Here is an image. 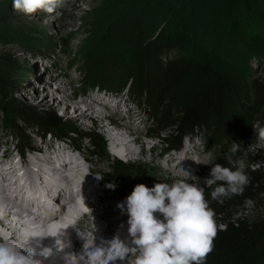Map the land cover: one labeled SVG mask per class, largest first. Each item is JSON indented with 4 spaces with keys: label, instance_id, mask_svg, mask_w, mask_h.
Returning a JSON list of instances; mask_svg holds the SVG:
<instances>
[{
    "label": "trees",
    "instance_id": "1",
    "mask_svg": "<svg viewBox=\"0 0 264 264\" xmlns=\"http://www.w3.org/2000/svg\"><path fill=\"white\" fill-rule=\"evenodd\" d=\"M175 1L179 5L168 15L166 21L169 22V29L164 37L161 35L151 43L145 41L148 21L143 19L145 15L142 14L144 16L138 15L131 22H126L125 27L112 28L113 35L117 33L116 36L121 38L118 43L112 44L111 41L106 46V52L91 55L87 48L85 55L88 61L84 64L86 85L109 88L99 68L100 60L105 65L122 68L128 88L146 96L153 105V111L162 101L167 102L154 125L158 133L171 128V134L162 140L165 151H176L182 141L197 137L206 143L204 152L211 158V167L219 163L235 170L229 158L234 162L244 144L259 140L256 139L257 129H254L253 124L254 117L264 105V77L260 81L245 82L240 73L237 77L227 75L222 68L227 58L223 57V51L218 52L217 49H207L198 56H186L167 62H162L160 56L170 49L189 52L193 43L189 12L195 4L210 15L212 28L220 34L219 40L264 56V0ZM148 4L151 3L148 1ZM143 11L147 13L148 9ZM151 13L149 11L147 14L150 16ZM10 17L6 0H0V25L7 23ZM118 84L122 86L123 82ZM14 111L23 122L33 125L41 136L50 133L72 135L74 142H71V146L78 154L82 151L79 145L85 140L94 152H102L105 148L106 143L100 134L95 131L84 132L52 111L37 112L29 106ZM27 140L28 152H32L31 142ZM232 143L241 144L235 155L230 151ZM17 144L24 158L22 153L27 144L25 141H17ZM0 155L3 153L0 152ZM159 156L162 160L170 155L162 153ZM131 168L115 160L111 172L101 183L102 188L114 184V191L126 196L131 194L137 184L150 187V179L143 167L138 165L135 171H131ZM245 171L251 184L242 196H233L220 204L211 199V192L217 185L205 187V198L216 217H226L233 209H242L236 217L217 222L226 227L218 229L214 250L206 258L205 264H264V218L254 208L250 214H246L244 206L247 198L257 202L263 197L264 174L248 168ZM124 180H128V184L124 185Z\"/></svg>",
    "mask_w": 264,
    "mask_h": 264
},
{
    "label": "rangeland",
    "instance_id": "2",
    "mask_svg": "<svg viewBox=\"0 0 264 264\" xmlns=\"http://www.w3.org/2000/svg\"><path fill=\"white\" fill-rule=\"evenodd\" d=\"M148 1L151 4H148ZM178 5L175 0H147V2H143V0H64L62 6L53 14L36 13L32 16H25L14 12L12 9V0H6V9L11 17L8 18L9 21L7 23L0 25V152H3L6 156L0 155V159L3 158L4 160L12 156L14 157L16 150L18 152L21 151L17 141L26 142L27 146L22 154H24V157H28L29 141L27 138L30 140L31 147L34 150L42 146L43 153H51L54 149H57L56 145L58 146L60 143L61 146L68 147L72 144L71 142H74L72 135L59 136L55 133V135L50 133L41 136L33 125L23 122L18 114H15L14 109L20 110V108L27 106L37 112L52 111L63 120L68 121L70 125L76 126L84 132L95 131L102 136L106 143L102 152H94L91 149L90 143L85 140L79 145V149L82 150L79 154L76 151L70 154V157H72L71 160L75 159L74 156L83 154L90 157L93 161H96L100 156L109 153L108 147L111 141L104 133V127L108 125V122L104 121L103 123L98 119H94V123L86 122L87 128L83 129L80 123L73 122L69 115H61L59 110L52 108V102L56 100L57 96L54 95L52 97L53 101L49 98L46 104L42 103L43 95L41 93H38L36 98L30 96L29 93L33 91V86L41 84L47 86L48 77L46 74L49 71L50 76L58 78L59 80L57 87L54 86L55 89H52L55 94L72 97L77 92L79 93L78 97H83L91 91H94L96 94L90 96L92 103L100 99L104 104L106 103V108H104L106 110L117 109L118 105V108L120 107L122 109L118 111L119 113L124 110L128 113L133 132H137L143 136L147 134L143 138V141L150 146H146L145 149L147 151L148 147H155L150 156L156 159V165H165L160 160L159 154L162 153L163 155H170L172 157L171 159L173 161L171 160L168 163V169H175L177 161L179 162L180 158L183 161L180 160L178 170L181 171L186 166L194 172L193 175L198 178L200 187H208L204 181L210 178L211 158L207 155L206 151L204 152L205 142L197 137H191L187 142V139L182 141L176 151L164 150L162 140L171 134V128L158 133L155 131L154 125L165 109L167 102L162 101L153 111V105L146 96L139 94L132 88H128L126 82H124L125 74L122 68L105 65L101 60L99 68L103 73V79H107L109 88L103 89L101 87L86 85L84 64H86L85 61H88L86 59L87 55H85L87 48L90 49L91 55L95 53L100 55L106 52V46L111 41H113L111 42L112 44L118 43L119 38H121L116 36L118 35L117 33L113 35L114 30L112 28L116 26L125 27L126 22H131L138 15H145L143 19L148 21L145 36L147 43H151L152 40L158 39L161 35L164 37L169 29V22L166 21L168 15L170 16V13L174 9H177L176 7ZM146 9H148L147 13L152 11L150 16L143 11ZM182 11H184V6L182 7ZM189 15L191 17L190 24L193 34V43L189 52H177L174 49H170L166 51L167 53L164 52L160 56L162 62L186 56L194 57L200 55L207 49H217L218 52L223 51V57L227 58L222 63L223 67L221 66L227 75L237 77V74L240 73L245 79V82L260 81L264 77V56L259 53L247 51L230 42L227 45L224 40H219L220 34L212 28L211 18H209L210 15L198 4L190 8ZM43 19H49L57 24L49 39L45 38L39 30L43 29L42 25L45 23ZM218 40L219 43H217ZM67 48H70V50H67ZM63 51H67V53H63ZM67 58L73 60L72 65H68ZM57 60H59L58 64L52 68V64ZM67 76L75 79L68 84L65 79ZM118 82H123V88L122 86H118ZM98 89L99 91H97ZM24 90H28L27 94L20 98V100L17 99ZM113 98L117 99L115 105L111 104ZM60 105L63 106L64 104L60 103ZM138 113L141 115L139 120L134 118L137 117L136 115ZM114 118L115 121H119L118 115H115ZM254 120L253 126L254 129H257L256 139L259 140H251L244 144L242 151L236 154L235 161L243 158L246 160V169L257 170L264 174V139L260 135L261 131L264 130V105L254 117ZM121 144L123 145V143ZM179 150L181 151L179 152ZM186 152H189L190 156L184 159L183 156ZM115 160L131 166V171H135L138 165L142 166L151 182L149 188L159 182L153 177L152 170L144 163L125 162L115 157L110 158L108 161L107 175L111 172ZM190 160L193 162H190ZM79 161L84 164L82 159ZM234 162L232 166H235ZM2 163L3 165H7L5 167L10 165L4 163V161ZM18 167L20 166L18 165ZM20 169H23L22 165ZM6 170L2 169V174L4 177H9V172ZM60 171L62 172V169ZM53 179L55 180L56 177L54 176ZM58 179L61 182L63 181L61 177ZM40 184H42L40 188L42 190L43 188L45 189L43 184H49L48 178L42 180ZM123 184H128V180H124ZM104 187L103 189L109 190L110 200L107 204L111 206L116 207L117 203L124 201L128 196L116 193L107 186ZM45 190L44 193L48 196L50 195L53 200L54 198L51 194L53 191L49 194ZM69 190L70 194H72L71 189ZM16 200L19 202L18 198ZM54 200L56 201V208L61 209L57 205L59 204L57 203L58 201L56 199ZM254 210H256L260 217L264 218V195L260 200L255 202ZM241 211L242 209H233L226 217L217 216L215 219L217 222L226 221L229 217H236ZM30 224L34 225V223Z\"/></svg>",
    "mask_w": 264,
    "mask_h": 264
},
{
    "label": "bare ground",
    "instance_id": "3",
    "mask_svg": "<svg viewBox=\"0 0 264 264\" xmlns=\"http://www.w3.org/2000/svg\"><path fill=\"white\" fill-rule=\"evenodd\" d=\"M43 21L45 22L42 25L43 29L39 30L45 38L49 39L57 24L49 19H43ZM67 50H70V48H67ZM63 53H67V51H63ZM58 62L59 60L55 61L52 64V68L56 67ZM67 63L70 66L73 64V60L68 59ZM46 76L48 77L47 86H44V84L33 86V91L29 93L30 96L36 98L37 94L41 93L43 95V104H46L49 98L52 100L54 95L57 96L56 100H52V108L59 110L61 115H69L71 120L80 123L83 129L87 128L86 122L94 123V119H98L103 123L104 121L108 122V125L104 127V133L111 141L108 147L109 153L100 156L96 161L83 154L74 156L75 159L71 160L70 154H73L75 148L71 145L68 147L61 146L60 143V145H56L57 149H54L51 153H43L42 146L35 148V150L33 148V151L29 152L28 157H21L22 170L13 160L7 163L10 164L8 167H5L7 166L6 164L3 165V161L0 162V239L7 237L18 246L27 243L25 248L31 247L39 251L38 244L44 247L52 246L55 238L48 236L64 230L67 239L72 244V248L65 251L75 252H80L84 243L77 236L76 231L92 233L96 229L93 233L96 237V243H99L101 239H110L113 235H120L124 239L127 236V215L122 214V211L117 207L107 204L110 200L109 190L103 189L101 186L107 176L110 158L115 157L125 162H142L152 170L153 177L162 183H171L177 179H187L182 171L178 170L181 159L179 158V162L177 161L175 169H168V163L172 160L170 156L164 160L162 159L165 165H156V159L150 156L155 147H148L146 151V146L150 145L144 142L143 138L147 134L143 136L133 132L130 118L124 109V111L119 113L118 111L122 109L118 108L117 105V109L106 110L104 109L106 108V103L104 104L100 99L92 103L90 96L96 94L94 91L83 97H78L79 93L77 92L72 97L55 94L52 89L54 86L57 87L59 80L50 76L49 71ZM65 79L70 84L75 78L67 76ZM27 92L28 90L22 91L17 99L20 100ZM60 103L64 105L61 106ZM115 115H118L119 121H115ZM136 116L134 118L138 120L141 117L140 113ZM188 156L190 154L186 152L183 157L185 159ZM80 159L84 161V164L79 161ZM53 161L55 162L54 164ZM190 162L193 161L190 160ZM65 163H69V165ZM66 168L68 169L64 172ZM2 169H7L9 177L3 176ZM61 169L62 172L60 171ZM183 171L194 176V172L186 166ZM55 172L63 181L69 184L83 183L89 190L88 197L81 202L75 201V197L71 194L65 198L62 191L69 188L64 186L58 177L57 180L53 179L54 176L56 177L54 175L56 174ZM46 178H48L49 184H43V186L47 192L50 194L52 188L56 189V192H58L57 198L64 197L67 204H69V208H56V201L52 200L50 195L48 196L44 193V188L43 190L40 188V185H42L40 182ZM96 179L101 180L98 187L93 185ZM188 182L192 183L190 179ZM37 183L39 184L37 185ZM17 198L19 202H17ZM57 205H61V203ZM26 214L38 216L42 223L40 224L36 220L27 218ZM30 223H34V225ZM28 227H31V229ZM44 264H64V262L60 256L54 255L45 260Z\"/></svg>",
    "mask_w": 264,
    "mask_h": 264
},
{
    "label": "clouds",
    "instance_id": "4",
    "mask_svg": "<svg viewBox=\"0 0 264 264\" xmlns=\"http://www.w3.org/2000/svg\"><path fill=\"white\" fill-rule=\"evenodd\" d=\"M63 2L12 0V9L25 16L53 14ZM240 147L241 144L232 143L231 153L235 155ZM229 163H233L230 158ZM234 163L235 170L215 163L211 167L210 178L204 181L207 186L217 185L211 192V199L217 203L242 196L251 184L245 171L246 160L241 158ZM181 171L187 179L158 182L151 188L137 184L124 201L117 203L116 207L127 215L126 238L113 235L96 243L93 235L96 229L92 233L76 231L84 243L82 250L75 252L65 251L71 249L72 244L64 230L48 236L55 238L52 246L38 244L39 251L25 248L27 243L18 246L5 237L0 239V264H44L54 255L60 256L64 264H205L214 250L218 229L226 226L217 224L216 213L205 198V188L199 186L198 178ZM189 179L192 183L188 182ZM108 187L115 189L114 184ZM244 206L246 214H250L255 201L247 198Z\"/></svg>",
    "mask_w": 264,
    "mask_h": 264
},
{
    "label": "snow or ice",
    "instance_id": "5",
    "mask_svg": "<svg viewBox=\"0 0 264 264\" xmlns=\"http://www.w3.org/2000/svg\"><path fill=\"white\" fill-rule=\"evenodd\" d=\"M260 135L261 136H264V130L261 131Z\"/></svg>",
    "mask_w": 264,
    "mask_h": 264
}]
</instances>
